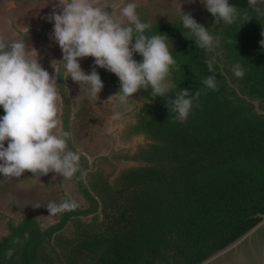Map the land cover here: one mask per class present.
Here are the masks:
<instances>
[{"label":"trees","instance_id":"obj_1","mask_svg":"<svg viewBox=\"0 0 264 264\" xmlns=\"http://www.w3.org/2000/svg\"><path fill=\"white\" fill-rule=\"evenodd\" d=\"M232 3L248 13L249 22L225 30V57L244 67V77L237 79L240 89L264 111V19L247 0ZM24 4L14 0L20 8ZM180 28L156 24L148 34L171 35ZM17 32L14 40L25 39L30 46L27 32ZM173 56L178 66L174 92H200L199 107L188 122L176 121L164 99L149 93L146 112L133 128L152 141L131 158L140 165L123 170L114 181L94 175L89 188L77 179L85 204L53 214L59 220L49 228L33 214L9 221L8 235L0 240V264H199L261 220L264 114L222 76L215 74V91L202 84L212 73L204 63L205 50L193 40L177 42ZM81 166L87 168L83 157ZM32 189L33 196L46 194ZM72 222L76 230L68 238L62 233Z\"/></svg>","mask_w":264,"mask_h":264},{"label":"clouds","instance_id":"obj_2","mask_svg":"<svg viewBox=\"0 0 264 264\" xmlns=\"http://www.w3.org/2000/svg\"><path fill=\"white\" fill-rule=\"evenodd\" d=\"M188 2L195 4L197 0ZM199 3L214 18L213 27L206 28L191 12H185L181 0L179 19L185 37L208 53L220 47L217 29L249 22L248 13L229 0H199ZM247 3L258 17H264V0H247ZM58 5L60 10L53 11L47 19L53 23L51 38L60 46L63 59L52 64L63 65L67 74L63 77L79 83L82 92H87L89 102H97L104 88L95 68L86 73L79 62L93 57L96 66L119 78L120 90L113 97H118L120 102L128 101L140 89H150L154 99H164L176 121H188L199 107L200 92L192 94L181 88L174 92L177 88L174 73L178 66L173 56V41L160 32L148 34L152 25L141 20L136 0H127L118 12L103 0H58ZM109 7L113 9L111 13L107 11ZM260 44L264 47V39ZM134 54H139L142 60L138 62ZM204 63L212 74L204 77L202 84L215 91V60L206 59ZM231 70L238 79L245 75L239 63L232 65ZM60 90L56 79L43 68L38 53L25 39L10 43L0 40V108L5 113L0 116L2 179L19 178L26 171L34 177L54 172L64 180L82 179L87 174L81 166V154L69 147L72 132L62 126L58 106ZM71 207L74 205L67 201L47 203L51 215Z\"/></svg>","mask_w":264,"mask_h":264},{"label":"rangeland","instance_id":"obj_3","mask_svg":"<svg viewBox=\"0 0 264 264\" xmlns=\"http://www.w3.org/2000/svg\"><path fill=\"white\" fill-rule=\"evenodd\" d=\"M177 1L175 0V4H173L172 0H136L137 11L141 20L147 19L150 23H158L165 21L167 18L168 20L171 19ZM103 2L106 5L111 3L117 8L118 12L119 7H122L127 0H103ZM56 5L57 11H59L58 0ZM107 11L111 13L113 9L109 7ZM33 13H36L33 9L24 12L26 16L33 15ZM17 14H13L15 19H17L15 17ZM18 19H20L19 22L25 21V17H18ZM33 29L30 33H25V36L27 38L31 37L30 47L38 53L39 62L49 72L50 76L56 79L57 85L61 88V96L58 101L59 116L62 120V126L72 132L69 147L74 151H78L81 157H85L87 174L82 178L84 185L89 188L94 175L100 174L110 181H114L123 170L139 166L140 164L132 161L131 158L140 148L146 147L151 141L144 135L127 134L128 124L133 125L135 121L134 117L131 114L127 115L126 112L130 109L134 110L140 96L138 97L135 93L130 99L131 104L128 108L123 107L124 103L119 102L118 106L108 113H104L103 110V117H99V111V115L97 111H92L93 118H91V114L86 112L90 110L87 109L84 115L87 120L82 122L79 110L82 99V91H79L81 86L73 81L71 77L67 79L63 77V75H67L63 65H56V69L53 66V61H62L63 53L60 46L51 38V35L49 36V32L47 35L45 33L50 27L47 25V28L43 27L41 31ZM15 30L12 29L9 23L8 15L5 12H0V37L5 38H0V40L6 41L7 39L11 41V39H17L18 36H15ZM36 35L38 37L42 35V41L37 40ZM79 62L86 73H90L94 68L97 71L99 68L95 65L93 57L83 58ZM65 87L68 91L64 89ZM4 114L3 109L0 108V116ZM114 115L115 118H113ZM101 118L102 121L99 124L98 121ZM4 179L7 183H0V240L8 235L7 225L9 221L19 222L23 217L32 214L37 216L43 228L55 225L59 217H53V214L51 215L47 206H45L48 201L51 202L54 198H59L61 203L67 201L73 205L85 204L82 195L78 191L79 181L75 177L64 180L63 176L54 172L34 177L33 173L26 171L19 178ZM9 180L10 182H8ZM55 186H58L57 190L53 189ZM32 188L42 189L46 194L42 198L36 194L33 196ZM46 195H50L51 199L47 198ZM84 221L90 223L92 218H85ZM75 230V223L72 222L62 234L71 238Z\"/></svg>","mask_w":264,"mask_h":264},{"label":"flooded vegetation","instance_id":"obj_4","mask_svg":"<svg viewBox=\"0 0 264 264\" xmlns=\"http://www.w3.org/2000/svg\"><path fill=\"white\" fill-rule=\"evenodd\" d=\"M229 2H230V4L233 5L232 0H229ZM181 5H182V9L185 12H191L193 14V16L195 17V19L199 23L204 25L206 28L214 26V24H215L214 18L212 17V15L209 12L206 11L205 7L199 3V0H197V3H195V4H190L188 2V0H181ZM179 8H180V0L177 1V5L174 9V13L171 14L172 15L170 17L171 19L169 18L170 20H168V18H167L165 21H161L158 23H151V25L154 26L156 24H164L166 26V28H171L176 23L181 25L180 19H179ZM263 19H264V17H263ZM142 21H148V20L142 19ZM227 28L228 27H225L223 29H217L219 31L220 36H221L220 47L212 53H208L205 51V60L210 59V58L214 59L215 60V68H216L215 74L225 78L228 85L231 88H233L240 97H242V98L248 97V96L243 94V92L240 89L241 84L237 80L238 78H236L232 73L231 68H232V65H234V64L230 61L229 58L225 57V55L228 53V50L224 46V37H225L224 32ZM166 34L173 41L174 49H175L177 42H185L186 40H190V39H187L185 37L184 32L181 28L175 34H171V35H169L168 33H166ZM176 37L179 39H176ZM134 59H136L139 62L142 60V57L139 54H135ZM97 72L99 73V75L102 79V82L104 83V88L102 89L101 93L99 94V99L97 100V102L95 100L89 102L86 98L87 92L86 91L82 92V99H81L80 107H79L82 122L87 120V118L84 117L85 111L87 109L90 110V111H86V112L91 114V118H93L92 117V111H97V114L99 111V114H100V115L98 114L99 117H103L104 113H106V112L108 113L110 110L115 109L118 106V103L120 102L118 97H113L120 90L119 78L114 73H111V72L107 71L106 69H103L100 67L97 69ZM79 91H82V89L80 88ZM150 91H151L150 89L149 90L140 89L137 92V96L138 97L140 96V99L137 101L134 110L132 111V109H130L126 112L127 115L131 114L134 117V121H135V123L133 125L128 124L127 134L144 135L149 140H150V138L144 132H136L133 130V128L138 122L139 115L145 114V112H146L145 106L149 102L147 100V97H148ZM110 97H113V98L110 101H108ZM130 101L131 100L129 99L128 101L121 102V103H124L123 107L128 108L131 104ZM249 102H251V101H249ZM103 110L105 111L104 113H103ZM124 111H126V110H124ZM101 121H102V118L99 119L98 123L100 124ZM151 143H152V141H151ZM83 158L85 159L84 156H83Z\"/></svg>","mask_w":264,"mask_h":264},{"label":"water","instance_id":"obj_5","mask_svg":"<svg viewBox=\"0 0 264 264\" xmlns=\"http://www.w3.org/2000/svg\"><path fill=\"white\" fill-rule=\"evenodd\" d=\"M251 102L260 114H264L259 101ZM259 217L261 220L255 226L199 264H264V214Z\"/></svg>","mask_w":264,"mask_h":264},{"label":"crops","instance_id":"obj_6","mask_svg":"<svg viewBox=\"0 0 264 264\" xmlns=\"http://www.w3.org/2000/svg\"><path fill=\"white\" fill-rule=\"evenodd\" d=\"M21 1L26 3L23 5V8L18 7V5H14V0H5V3L0 0V12H5L8 15L9 23L12 29L22 30L29 33L32 26L37 30L41 31L43 27L47 28L48 25L50 29L45 33L47 35V33L49 32V36H50L53 32V23H50L47 18L53 13V11H57V5H56L57 0H21ZM32 9L36 11V13L27 16L24 14V12H27V10L30 11ZM14 13H18L17 15H15L17 19L14 18L13 15ZM45 14L47 16L46 18H45ZM18 17L19 18L25 17L24 19L25 21L19 22L20 19H18ZM16 30L14 31L15 36H18V32H16ZM6 41H10V40L6 39Z\"/></svg>","mask_w":264,"mask_h":264}]
</instances>
